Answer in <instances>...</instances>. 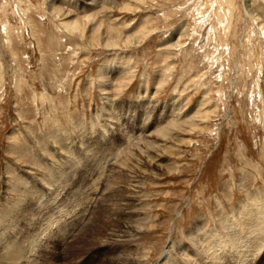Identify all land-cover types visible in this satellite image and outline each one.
Listing matches in <instances>:
<instances>
[{"label": "rangeland", "instance_id": "obj_1", "mask_svg": "<svg viewBox=\"0 0 264 264\" xmlns=\"http://www.w3.org/2000/svg\"><path fill=\"white\" fill-rule=\"evenodd\" d=\"M86 2L0 0V241L205 264L193 226L264 196V0Z\"/></svg>", "mask_w": 264, "mask_h": 264}, {"label": "bare ground", "instance_id": "obj_2", "mask_svg": "<svg viewBox=\"0 0 264 264\" xmlns=\"http://www.w3.org/2000/svg\"><path fill=\"white\" fill-rule=\"evenodd\" d=\"M96 1L97 0H89V2H86L85 4L83 3L84 7L89 8V6L94 5ZM72 23L73 21L68 24L71 25ZM25 192H26L25 194L27 197L29 196L33 197L32 194L35 193V189L33 188V191L27 190ZM129 204H131V202ZM227 215H225L227 218H223V220L215 224L214 228L209 229L206 236L203 235L204 232H200L197 229L199 227L198 225H196L197 227L193 226V231L190 232V234L191 233L195 234V238H193L190 243L192 246L191 247L188 246L187 248H185L182 251V255L186 256L187 252L188 253L190 252L192 254V252H195V249H197L198 255L202 256V259L205 260L204 261L205 264H209V263L231 264L233 263V261H236L233 264H236V263L237 264H253L255 257L259 255V252L261 251L262 247H264V196L256 197L252 203L241 202L236 207V209H234V211L230 213V216L229 214ZM127 217L129 219L131 218L130 215L125 216L126 219ZM53 225L54 223L51 220L49 225L43 226L41 224L32 233L26 234V236L32 238V240L29 243L24 240L19 241V242L13 241L12 235L7 236L5 241L3 242L0 241V264H29L31 262L30 259H31L32 252H34L35 249L38 247L37 246L34 249L35 242L37 240L38 242H42L44 240L45 241L44 243L49 244L58 239L57 231L52 229ZM195 228H196V231L194 232ZM122 236L124 237L123 234L121 235V237ZM121 242H119L118 245L114 244L115 246H113L112 249L115 251L118 248H122V246L126 244L122 242L123 243L122 245ZM206 243H210V245H207ZM204 246H211L212 253L211 254L208 253L207 250L204 248ZM120 253L119 254L117 253V255L115 254L116 256H114L115 257L114 260L116 259V261L119 262V264H133L134 263V261H132L131 259L132 253H130L129 251L128 253L125 252V258H123V253L121 254ZM188 256L189 255L187 254L186 257ZM163 258L164 257H162L161 261L163 260ZM165 260L163 261L165 262ZM186 261L188 262L190 260L186 259ZM229 261H232V262H229ZM172 262L173 264H178V261H176L175 259H172L169 261V263L171 264ZM161 264H164V263H161ZM194 264H200V263H194Z\"/></svg>", "mask_w": 264, "mask_h": 264}]
</instances>
